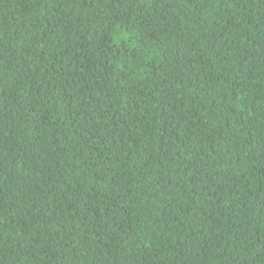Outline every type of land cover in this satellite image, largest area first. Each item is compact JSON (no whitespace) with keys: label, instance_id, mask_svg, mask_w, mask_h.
<instances>
[{"label":"trees","instance_id":"obj_1","mask_svg":"<svg viewBox=\"0 0 264 264\" xmlns=\"http://www.w3.org/2000/svg\"><path fill=\"white\" fill-rule=\"evenodd\" d=\"M0 264H264V0H0Z\"/></svg>","mask_w":264,"mask_h":264}]
</instances>
